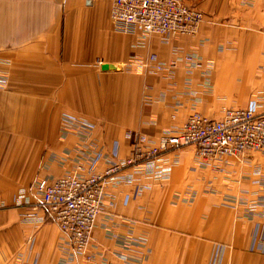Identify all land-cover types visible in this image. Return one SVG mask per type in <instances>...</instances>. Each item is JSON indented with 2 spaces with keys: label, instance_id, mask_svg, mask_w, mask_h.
Masks as SVG:
<instances>
[{
  "label": "crops",
  "instance_id": "0c3cea01",
  "mask_svg": "<svg viewBox=\"0 0 264 264\" xmlns=\"http://www.w3.org/2000/svg\"><path fill=\"white\" fill-rule=\"evenodd\" d=\"M185 1L205 14L197 32L158 37L116 31L111 0H0V264H208L218 249V264H264V149L213 161L187 146L153 174L121 169L88 259L39 206V180L95 154L98 171L122 163L127 131L154 143L193 112L219 119L253 101L264 113V0ZM151 53L164 71L145 65ZM64 112L96 127L75 131Z\"/></svg>",
  "mask_w": 264,
  "mask_h": 264
},
{
  "label": "built area",
  "instance_id": "2783aa9c",
  "mask_svg": "<svg viewBox=\"0 0 264 264\" xmlns=\"http://www.w3.org/2000/svg\"><path fill=\"white\" fill-rule=\"evenodd\" d=\"M204 18L202 11L185 0H111L110 21L119 32L191 36ZM184 61L191 63L192 57L185 56ZM145 65L156 72L166 69L155 53L149 54ZM62 118L78 132H91L96 127L93 120L70 112H64ZM125 137L131 141V151L122 163L98 171L101 154H95L86 165L78 164L72 173L54 180L41 179L36 186L39 206L47 220L57 225L71 251L85 259L93 241L94 223L103 210L104 190L110 176L138 165L145 173L153 174L162 153L187 146H194L196 156L204 160L225 156L242 160L247 154L264 149V113H258L251 101L246 108L224 109L219 119L193 112L177 133L159 136L154 143L140 132L127 131ZM111 156L117 157V145L113 146ZM26 245L31 248L33 238H28ZM218 252L219 249L213 252L208 264H218Z\"/></svg>",
  "mask_w": 264,
  "mask_h": 264
},
{
  "label": "water",
  "instance_id": "95a60500",
  "mask_svg": "<svg viewBox=\"0 0 264 264\" xmlns=\"http://www.w3.org/2000/svg\"><path fill=\"white\" fill-rule=\"evenodd\" d=\"M116 68H117V66L115 64H109V63L101 64V69L102 70H114Z\"/></svg>",
  "mask_w": 264,
  "mask_h": 264
}]
</instances>
